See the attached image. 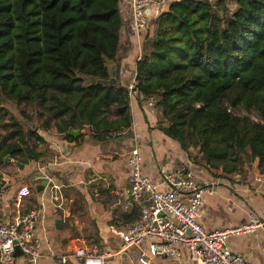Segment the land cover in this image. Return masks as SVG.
Instances as JSON below:
<instances>
[{
  "label": "trees",
  "instance_id": "obj_1",
  "mask_svg": "<svg viewBox=\"0 0 264 264\" xmlns=\"http://www.w3.org/2000/svg\"><path fill=\"white\" fill-rule=\"evenodd\" d=\"M236 4L223 18L209 1L169 3L135 71L136 90L161 110L167 135L227 175L246 157L264 164V125L229 109L264 113V0ZM121 29L120 0H0V95L18 108L36 105L42 130L54 127L69 142L70 131L109 140L129 130L126 88L105 85ZM37 142L38 134L11 119V131L0 137V162L37 161ZM138 219L135 206L123 217L129 225Z\"/></svg>",
  "mask_w": 264,
  "mask_h": 264
},
{
  "label": "crops",
  "instance_id": "obj_2",
  "mask_svg": "<svg viewBox=\"0 0 264 264\" xmlns=\"http://www.w3.org/2000/svg\"><path fill=\"white\" fill-rule=\"evenodd\" d=\"M168 5H151L147 10V28L136 33L129 0H120L121 44L117 60L106 64L109 80L105 85L126 88L131 83L138 58L147 48L146 39L153 36L155 21ZM148 103L153 106L148 107ZM154 104V100L139 94L130 100L131 127L119 138L96 140L88 129H83L69 142L51 127L38 132L42 139L36 144V152L42 154L40 159L21 163V169L10 158V161L4 158L0 162V179H8L0 217L12 222L27 211L37 209L39 212L33 239L39 245L41 256L35 264H79L72 255L78 247L110 255L105 264H137L141 252L149 255L146 242L139 249L130 247L119 255L121 242L112 230L129 225L123 220L132 209L125 206L130 174L126 156L134 146L138 147L142 158L143 175L155 184L160 185L165 171L177 173L180 170L192 173L198 181L218 183L214 195L203 196L199 224L206 232L234 229L245 224L250 214L264 219V174L256 164L252 173L242 175L238 171L227 175L221 168H208L202 161L198 162L201 155H195L194 150L183 151L167 135L165 129L169 122ZM46 165L45 171L61 186L62 211L53 208L47 190L36 191L41 182L34 178L39 174V167ZM256 177L262 182H255ZM24 186L29 188L30 196L18 208L16 194ZM226 247L232 254L242 256L247 264H264V230L231 237ZM179 252L178 259L153 258L151 264H196L185 248L180 247ZM17 262L26 264L20 257Z\"/></svg>",
  "mask_w": 264,
  "mask_h": 264
},
{
  "label": "built area",
  "instance_id": "obj_3",
  "mask_svg": "<svg viewBox=\"0 0 264 264\" xmlns=\"http://www.w3.org/2000/svg\"><path fill=\"white\" fill-rule=\"evenodd\" d=\"M180 0H129V9L136 33L147 28V10L151 5H165ZM142 56L138 58L140 61ZM137 61V62H138ZM136 74L126 87L130 100L134 99L136 90ZM148 103V107H152ZM128 131V130H127ZM127 131L112 134L111 139L123 136ZM126 164L130 174L127 179L128 202L125 205L135 206L139 211L137 222L122 228H113V234L121 242L119 255L128 248H140L144 242L148 245L149 255L141 252L137 264H151V259H178L179 248H185L190 260L196 264H247L242 256L232 254L226 247L231 237H240L264 230V219L250 214L245 224L234 229L206 232L199 224L203 196L214 195L216 181H198L190 172L180 170L177 173L164 172L163 180L155 184L142 173V158L138 147L127 152ZM47 165L39 167V174L34 181L45 182L43 191L47 190L48 199L56 210H63L61 186L45 171ZM0 207L4 194L6 177H1ZM261 183V178H254ZM160 187L163 189L161 190ZM30 196L29 188H19L16 194V206ZM39 212L33 209L6 222L0 217V264H18V258L26 264H35L40 258L38 243L33 235L38 222ZM20 250L15 255V249ZM72 255L79 264H105L110 255L99 254L94 249L76 248ZM65 262L64 259L60 260Z\"/></svg>",
  "mask_w": 264,
  "mask_h": 264
},
{
  "label": "rangeland",
  "instance_id": "obj_4",
  "mask_svg": "<svg viewBox=\"0 0 264 264\" xmlns=\"http://www.w3.org/2000/svg\"><path fill=\"white\" fill-rule=\"evenodd\" d=\"M204 1L211 2V4H213V9L218 11L220 16L223 18L231 17L233 12L237 9L236 0ZM183 17V15H178L177 18L182 21ZM194 26L196 27L197 24H195ZM176 28L178 29L179 26L176 25ZM180 28L182 29L183 25H181ZM197 29L199 30V32H203L204 24L203 26H198ZM179 53L181 59H186L185 56L187 55V53L185 51ZM83 79H85L86 84H90L92 80L95 81L92 78L84 77ZM229 109L235 116L239 118L246 117L250 119V121L264 125V113L256 110L255 108L248 111L243 105H240L232 109L229 107ZM11 119L17 120L24 131L30 130L36 133V135L38 134V132H43L41 125L42 120L44 119V115L41 114L40 109L36 105L21 106L18 108L13 102L4 99V97L0 95V137H3L11 131ZM194 153L195 155H200L198 151H195ZM198 158L199 157L196 156V159ZM199 159H201V156ZM198 162H201V160H198ZM254 165L260 173L264 174V164L260 163L257 159L250 160L248 157L244 158V161L242 162V165L238 172L240 173V175H242L243 173L250 174L254 171Z\"/></svg>",
  "mask_w": 264,
  "mask_h": 264
},
{
  "label": "water",
  "instance_id": "obj_5",
  "mask_svg": "<svg viewBox=\"0 0 264 264\" xmlns=\"http://www.w3.org/2000/svg\"><path fill=\"white\" fill-rule=\"evenodd\" d=\"M79 135V132L77 131H70L68 133V136H73V137H77ZM5 161H10L9 157L5 158ZM17 167H19L20 169L22 168V164L20 162L17 161H12ZM46 186L45 182H41L37 187H36V191L38 193L42 192L44 190ZM59 225V224H58ZM21 252L18 248L15 249V255H19Z\"/></svg>",
  "mask_w": 264,
  "mask_h": 264
}]
</instances>
